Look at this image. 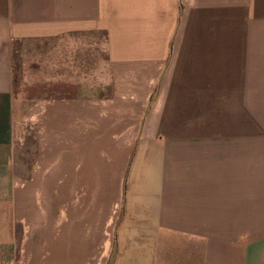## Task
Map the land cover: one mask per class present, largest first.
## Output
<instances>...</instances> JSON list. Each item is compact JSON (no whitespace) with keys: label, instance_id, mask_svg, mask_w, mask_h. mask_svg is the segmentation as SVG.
<instances>
[{"label":"crops","instance_id":"crops-1","mask_svg":"<svg viewBox=\"0 0 264 264\" xmlns=\"http://www.w3.org/2000/svg\"><path fill=\"white\" fill-rule=\"evenodd\" d=\"M3 256L264 264V0H0Z\"/></svg>","mask_w":264,"mask_h":264},{"label":"rangeland","instance_id":"rangeland-1","mask_svg":"<svg viewBox=\"0 0 264 264\" xmlns=\"http://www.w3.org/2000/svg\"><path fill=\"white\" fill-rule=\"evenodd\" d=\"M97 40V38H96ZM38 54H39V47L38 43H28V44H18L14 48V96L16 99H24V98H39V96H53L55 91L58 94L63 93L62 91L65 89H61L60 87L51 88L47 90H41L38 85L30 86L26 84L24 80L25 73L32 71L37 74V62H38ZM66 91V90H65ZM113 237V234H112ZM17 245V244H16ZM114 257V240L112 239V253H111V260ZM20 256H3L0 259V264H18L20 261Z\"/></svg>","mask_w":264,"mask_h":264}]
</instances>
